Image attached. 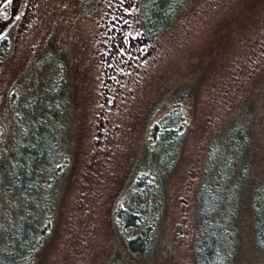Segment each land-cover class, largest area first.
Wrapping results in <instances>:
<instances>
[{"label": "rangeland", "instance_id": "374dc122", "mask_svg": "<svg viewBox=\"0 0 264 264\" xmlns=\"http://www.w3.org/2000/svg\"><path fill=\"white\" fill-rule=\"evenodd\" d=\"M88 1L0 0V201L23 103L32 101L37 120L53 98L66 110L54 136L68 159L51 184L53 221L38 246L32 211L19 213L31 264H196L207 147L238 116L252 126L248 181L263 180L264 0H198L152 37L140 36L138 0ZM178 100L186 131L168 171L151 150V127ZM121 209L155 215L145 252L129 248L136 231ZM241 212L231 264H264L251 212Z\"/></svg>", "mask_w": 264, "mask_h": 264}, {"label": "trees", "instance_id": "16d2710c", "mask_svg": "<svg viewBox=\"0 0 264 264\" xmlns=\"http://www.w3.org/2000/svg\"><path fill=\"white\" fill-rule=\"evenodd\" d=\"M198 0H138L139 17L142 21L141 34L152 37L168 29L173 21L192 8ZM83 6L88 0H81ZM55 82L46 90L53 94ZM21 114L24 117L21 127V144L13 147L16 160L7 170L10 184L4 185L0 201V264H31L34 259L30 231L23 226L21 209L27 208L34 220L36 231L34 243L41 244L52 220L51 184L61 169V161L68 159L64 147L55 140V134L63 132L62 117L65 108L55 106L54 99L45 103L41 118L32 120L33 103H23ZM27 110V111H26ZM185 107L179 100L168 107L166 112L152 124V152L159 153V161L169 171L181 149V139L186 131L184 120ZM245 114V113H244ZM264 117V109L262 111ZM17 116V115H16ZM17 116L18 119L23 117ZM237 117V115L235 116ZM20 119V122H21ZM56 119V122H55ZM237 122L225 133L211 140L207 147L202 174L196 190L199 205V220L195 227L194 245L196 264H231L232 250L237 244V221L243 209L251 212L249 220L256 234V243L264 248V176L255 185V178L248 181L253 157L249 152L252 126L247 115L237 117ZM1 143V142H0ZM0 144V156L3 151ZM253 169V168H252ZM148 184V182H147ZM137 188L145 194L146 207L152 210L148 197V185ZM143 190V191H141ZM145 205V204H144ZM18 211L15 215L11 209ZM119 216L127 212L119 210ZM124 213V214H123ZM133 210L128 214L126 225L136 231L128 239L131 250L140 253L150 247L154 216ZM200 232L197 235V232ZM200 253V254H199Z\"/></svg>", "mask_w": 264, "mask_h": 264}, {"label": "flooded vegetation", "instance_id": "af4514ba", "mask_svg": "<svg viewBox=\"0 0 264 264\" xmlns=\"http://www.w3.org/2000/svg\"><path fill=\"white\" fill-rule=\"evenodd\" d=\"M140 36H144V35L140 34Z\"/></svg>", "mask_w": 264, "mask_h": 264}]
</instances>
